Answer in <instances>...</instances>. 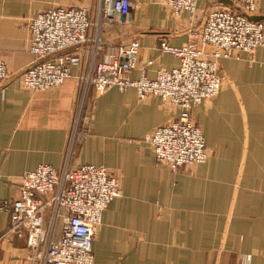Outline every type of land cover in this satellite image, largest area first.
I'll return each instance as SVG.
<instances>
[{
	"label": "crops",
	"instance_id": "obj_1",
	"mask_svg": "<svg viewBox=\"0 0 264 264\" xmlns=\"http://www.w3.org/2000/svg\"><path fill=\"white\" fill-rule=\"evenodd\" d=\"M100 1L0 0V59L8 72L0 84V200L17 198L19 179L40 165L104 167L120 195L95 230L93 264H264V47L252 57L219 60L220 93L191 111L207 160L173 172L143 140L178 111L159 98L138 100L133 88L99 95L78 77L94 57L108 60L132 42L139 44L132 80L140 68L154 79L156 71L178 67L159 44H186L205 13L230 8L231 0H200L194 18L173 17L164 0H129L128 17L97 27ZM55 7L90 14L88 42L74 51L82 65L61 86L30 91L20 83L35 62L28 23ZM253 18L264 19V0ZM8 225L1 213L0 239ZM55 230L54 241L59 223Z\"/></svg>",
	"mask_w": 264,
	"mask_h": 264
},
{
	"label": "built area",
	"instance_id": "obj_2",
	"mask_svg": "<svg viewBox=\"0 0 264 264\" xmlns=\"http://www.w3.org/2000/svg\"><path fill=\"white\" fill-rule=\"evenodd\" d=\"M199 1L164 0V5L173 17L187 14L194 18ZM256 7L257 0H232L228 9L205 13L201 22L189 30V41L181 47L160 43L161 52L177 58L179 65L156 71L154 79L146 77L145 68L139 69L138 79L130 78L137 63V42L119 48L108 60L96 61L94 57L87 73L78 79L99 95L110 89L123 92L133 88L138 100L155 97L174 107L177 118L152 131L144 138V144L159 164L173 172L202 165L207 152L202 132L191 120V111L220 93L219 60L252 57L264 47V19H252ZM130 10L129 0H101L100 26L128 17ZM92 26L84 8H50L30 21L29 54L40 60L81 46L88 42ZM81 65L77 52L59 55L25 71L21 84L31 91L56 88L69 77L72 67ZM7 76L6 65L0 60V83ZM17 188V198L0 200V214L8 215L11 235H24L33 263L93 264V236L103 212L120 195L117 179L104 167L82 165L56 170L40 165L25 173ZM57 223L59 237L54 241Z\"/></svg>",
	"mask_w": 264,
	"mask_h": 264
},
{
	"label": "rangeland",
	"instance_id": "obj_3",
	"mask_svg": "<svg viewBox=\"0 0 264 264\" xmlns=\"http://www.w3.org/2000/svg\"><path fill=\"white\" fill-rule=\"evenodd\" d=\"M232 1V0H231ZM65 8V7H64ZM221 9H228V8H221ZM48 10V9H47ZM214 10V9H213ZM216 10V9H215ZM46 11V10H45ZM125 18V17H124ZM122 19V17H121ZM253 19V18H252ZM32 20V19H31ZM30 20V21H31ZM97 25L100 26V21H102V19H100V16L98 14V19H97ZM201 18L199 19V22H201ZM258 20H262V19H257L255 21ZM30 21L28 23V32H29V25H30ZM92 21V20H91ZM93 23V22H92ZM94 24V23H93ZM30 36V35H29ZM79 47V46H77ZM119 48H123V47H119ZM118 48V49H119ZM1 60V59H0ZM2 61V60H1ZM37 61V60H35ZM5 64V63H4ZM21 77V76H20ZM7 78V77H6ZM5 80V79H4ZM3 80V81H4ZM2 81V82H3ZM1 82V83H2ZM0 83V84H1ZM21 83V80H20ZM22 85V84H21ZM23 87V86H22ZM24 88V87H23ZM26 89V88H25ZM31 91V90H30ZM10 223L9 225L2 231V235H1V239H0V264H4L5 261H7V263L5 264H34L33 263V258L30 256V251L28 250L27 246H26V242H25V238L24 235H22L21 237H18L17 235H11L10 233ZM17 239V241L15 240ZM9 249L12 251H14V255L11 256L10 252L7 253ZM8 254L7 257H5V255Z\"/></svg>",
	"mask_w": 264,
	"mask_h": 264
},
{
	"label": "water",
	"instance_id": "obj_4",
	"mask_svg": "<svg viewBox=\"0 0 264 264\" xmlns=\"http://www.w3.org/2000/svg\"><path fill=\"white\" fill-rule=\"evenodd\" d=\"M122 19H124V17H122ZM253 20H257V19H256V18H253ZM76 50H77V47H72V48H69V49L64 50V51H62V52H59V53L53 54V55H51V56H48V57H46V58H44V59L37 60V61H35L30 67H28L25 71H27V70L30 69L31 67L35 66L36 64H38V63H40V62H42V61H44V60L51 59V58H54V57H56V56L63 55V54H66V53L74 52V51H76ZM25 71H23V73H24ZM23 73H21V75H22Z\"/></svg>",
	"mask_w": 264,
	"mask_h": 264
}]
</instances>
